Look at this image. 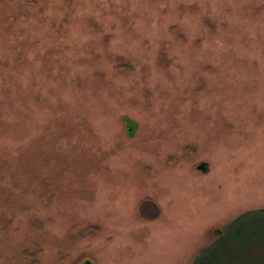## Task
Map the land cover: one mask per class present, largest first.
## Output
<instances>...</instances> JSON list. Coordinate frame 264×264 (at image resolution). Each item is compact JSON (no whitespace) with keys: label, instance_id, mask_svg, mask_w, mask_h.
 <instances>
[{"label":"rangeland","instance_id":"rangeland-1","mask_svg":"<svg viewBox=\"0 0 264 264\" xmlns=\"http://www.w3.org/2000/svg\"><path fill=\"white\" fill-rule=\"evenodd\" d=\"M261 208L264 0H0V264H192Z\"/></svg>","mask_w":264,"mask_h":264},{"label":"trees","instance_id":"trees-1","mask_svg":"<svg viewBox=\"0 0 264 264\" xmlns=\"http://www.w3.org/2000/svg\"><path fill=\"white\" fill-rule=\"evenodd\" d=\"M214 233L192 264H264V208L241 213ZM31 264L41 263L33 256Z\"/></svg>","mask_w":264,"mask_h":264},{"label":"water","instance_id":"water-1","mask_svg":"<svg viewBox=\"0 0 264 264\" xmlns=\"http://www.w3.org/2000/svg\"><path fill=\"white\" fill-rule=\"evenodd\" d=\"M200 170H205V168H204V166L203 165H200L199 167H198ZM82 264H92L90 261H87V262H84V263H82Z\"/></svg>","mask_w":264,"mask_h":264}]
</instances>
